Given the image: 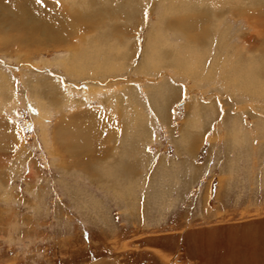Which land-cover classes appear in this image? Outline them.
I'll return each instance as SVG.
<instances>
[{
    "label": "rangeland",
    "instance_id": "obj_1",
    "mask_svg": "<svg viewBox=\"0 0 264 264\" xmlns=\"http://www.w3.org/2000/svg\"><path fill=\"white\" fill-rule=\"evenodd\" d=\"M263 32L264 0H0V264H264Z\"/></svg>",
    "mask_w": 264,
    "mask_h": 264
},
{
    "label": "bare ground",
    "instance_id": "obj_2",
    "mask_svg": "<svg viewBox=\"0 0 264 264\" xmlns=\"http://www.w3.org/2000/svg\"><path fill=\"white\" fill-rule=\"evenodd\" d=\"M56 19H57V18H56ZM63 19H64V18H63ZM58 20H59V19H58ZM60 20H62V19L60 18ZM69 20H70V19H69ZM70 21H72V20H70ZM68 22H69V21H68ZM70 23H71V26H74V24H73L72 22H70ZM76 23H77V22H76ZM76 23H75V24H76ZM75 26H76V25H75ZM52 27H53V26H52ZM74 28H76V27H74ZM31 29H32V27H31ZM50 32H51V31H50ZM60 32H61V33H64V35L62 34V36H65V37H66L70 32L73 33V27H72V29L70 28V31H69V30L66 31V32H67L66 34H65V31H64V30H61ZM48 33H49V32H48ZM263 33H264V32H263ZM29 34L31 35V33H29ZM50 34H51V33H50ZM65 37H64V38H65ZM16 38H17V37H16ZM31 38H32V37H29V38H28V37L24 36V37H22V38L20 37L18 40H19V42H22V41H23V43H25V42H28V40L31 41ZM64 38H63V39H64ZM60 39H61V38H60ZM63 39H62V40H63ZM15 40H16V39H15ZM33 40H34V39H33ZM32 42H34V41H32ZM5 43H6V42H5ZM10 43H12V42H10ZM33 44H34V43H33ZM31 48H32V47H31ZM263 55H264V54H263ZM163 56H164V55H163ZM85 129H86V128H85ZM75 130H76V129H75ZM87 130H88V129H87ZM87 130H86V131H87ZM83 131H84V130H83ZM79 132H80V131H79ZM74 134H75V133H74ZM76 135H77V134H76ZM75 137H76V136H75ZM118 170H119V169H118ZM114 172H115V171H114ZM120 178H121V177H120Z\"/></svg>",
    "mask_w": 264,
    "mask_h": 264
},
{
    "label": "snow or ice",
    "instance_id": "obj_3",
    "mask_svg": "<svg viewBox=\"0 0 264 264\" xmlns=\"http://www.w3.org/2000/svg\"><path fill=\"white\" fill-rule=\"evenodd\" d=\"M37 3H42V0H37Z\"/></svg>",
    "mask_w": 264,
    "mask_h": 264
}]
</instances>
